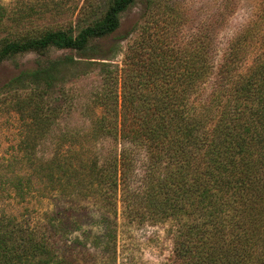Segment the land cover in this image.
Returning <instances> with one entry per match:
<instances>
[{
	"label": "trees",
	"instance_id": "1",
	"mask_svg": "<svg viewBox=\"0 0 264 264\" xmlns=\"http://www.w3.org/2000/svg\"><path fill=\"white\" fill-rule=\"evenodd\" d=\"M137 3L84 0L75 26L0 37V65L27 53L68 52L40 60L5 87L29 92L16 103L27 109L37 146L58 139L45 177L67 195L99 191L110 207L120 196L130 221H171L172 264H264V11L222 47L230 2L218 19L185 34L190 18L182 5L143 0L146 19L128 34L136 36L121 70L98 62L120 51L115 34ZM4 16L0 10V22ZM95 65L102 84L83 106L88 129L61 128L79 99L65 85ZM101 141L106 151L86 147ZM34 146L25 148L30 160ZM17 185L24 198L30 188L23 179ZM0 264L77 263L59 256L42 229L9 217L0 220Z\"/></svg>",
	"mask_w": 264,
	"mask_h": 264
},
{
	"label": "rangeland",
	"instance_id": "2",
	"mask_svg": "<svg viewBox=\"0 0 264 264\" xmlns=\"http://www.w3.org/2000/svg\"><path fill=\"white\" fill-rule=\"evenodd\" d=\"M83 1L0 0V10L5 12L3 22H0V37L8 32L17 33L25 29L35 31L52 27L67 28L71 24L75 26ZM170 1L182 5L188 13L190 19L184 23L185 34L196 32L202 20L218 19L223 10L222 5L230 2L235 9L229 16L230 22L220 27L222 47L251 22L260 20L264 11V0ZM142 2L138 0L133 8L122 15L121 29L115 34V38H121L117 46L120 51L114 57V52L109 53L106 59L111 60L103 58L98 62L111 63L121 70L126 49L136 36L135 33L128 34L144 24L146 19ZM125 36L126 39L122 40ZM111 43L109 41L105 46L112 49ZM67 53L51 50L42 57L27 53L0 65V220L10 217L42 229L58 255L77 264H172L174 245L171 221L157 224L130 221L124 214L120 196L117 206L110 207L98 194L99 191L89 197L67 195L64 189H53V181L45 177L48 171L44 163L52 158V144H56L58 139L56 137L53 143L47 141L48 145L37 146L40 140L35 128L30 125L27 109L19 107L24 103H16L17 98L24 99L29 92L20 90L16 93L17 90H7L5 87L23 72L34 70L40 60L56 59ZM101 84L102 76L96 65L85 67L82 76L67 82L65 87L71 89V93H76L79 99L77 106L62 120L61 128L74 132V129H88L90 122L83 116V106L89 104L90 94ZM211 84L209 82L201 90V99H208L212 91ZM55 89L51 96L59 100ZM71 142L66 144V148ZM35 144L36 149L30 160V150L25 148L35 147ZM86 147L93 150L104 147L103 151H106L109 143H88ZM91 153L88 151L85 156ZM20 179L24 180V188H30L25 189L24 198L18 195L16 189Z\"/></svg>",
	"mask_w": 264,
	"mask_h": 264
}]
</instances>
